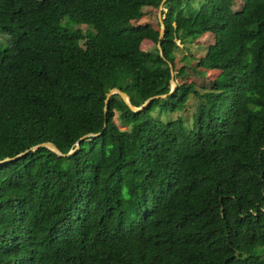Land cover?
I'll use <instances>...</instances> for the list:
<instances>
[{"label":"trees","instance_id":"obj_1","mask_svg":"<svg viewBox=\"0 0 264 264\" xmlns=\"http://www.w3.org/2000/svg\"><path fill=\"white\" fill-rule=\"evenodd\" d=\"M161 1L0 0V264H264V0Z\"/></svg>","mask_w":264,"mask_h":264},{"label":"rangeland","instance_id":"obj_2","mask_svg":"<svg viewBox=\"0 0 264 264\" xmlns=\"http://www.w3.org/2000/svg\"><path fill=\"white\" fill-rule=\"evenodd\" d=\"M241 4L242 3L239 2L238 4H236L234 6V8L235 9L240 8ZM132 10L136 13L139 12L138 19H133L132 22L137 23V22L148 21L156 27L161 25V19H163V14H162V10H160L159 7L140 5V6H133ZM236 11H239V10H236ZM64 23L69 25V26L72 25V22L68 21L66 19L64 20ZM77 26H80L81 28L85 27V25H81V24L77 25ZM73 27H76V26H73ZM6 39H7V36L3 33H0V41L2 42V41H5ZM199 40L202 42H208L209 41V39L206 35H204V36L202 35ZM150 43H151V41L145 39V40H142L141 46L142 47L151 46ZM188 48L192 49V50H190L191 52H193L196 49L194 46L191 48V44L181 43V42H179V40H177V45L175 46V49H174L177 64L180 65L184 62L183 56L189 54ZM198 50L199 49L197 47L196 54L198 53ZM193 65L196 66V63H194ZM263 67H264V59H263ZM197 68L202 69L201 67H197ZM185 70H186V75H185L184 79L187 82H193L195 85V88L200 92L204 91V89H208L209 87H211L212 80L218 74V71H219L217 69H210V70H208L206 76H202L201 74L197 75V73L193 72L190 69V67H186ZM176 82H179V81L177 80ZM197 101H198L197 95L193 92H190L188 97L186 98L185 109L175 111V112L173 111L170 113L161 112L159 115L163 119H167L169 117L170 118L175 117L177 115H183L184 120H186L187 124H190L191 123V120H190L191 112L194 110ZM115 121L118 124H120L122 127L126 126L125 124H121L120 119L117 117V114L115 115Z\"/></svg>","mask_w":264,"mask_h":264},{"label":"water","instance_id":"obj_3","mask_svg":"<svg viewBox=\"0 0 264 264\" xmlns=\"http://www.w3.org/2000/svg\"><path fill=\"white\" fill-rule=\"evenodd\" d=\"M163 2H164V0H162L161 3H160V5H159V9H160V10H163ZM163 33H164V23H163V19H161V25H160V29H159V35L161 36V35H163ZM171 74H172V76H173L174 72L171 71ZM176 87H177L176 80L172 77V78H171V81H170V90H169L167 93H160V94L151 95L150 97H148L147 99H145L144 102H142L140 105H135V104H133V103L131 102V100H130L129 95H128L125 91L121 90L119 87H112V88H110V90H109V91L107 92V94H106L105 102H107V100L109 99V97H110L112 94H114V93H118V94L122 97V99L126 102V104H127L131 109H133V110H139V109H141L144 105H146V104H147L152 98H155V97H161V96H166L167 94L173 92V91L176 89ZM107 107H108L107 104H105V106H104V110H105V111L107 110ZM98 133H100V131H99V132H89V133L83 134V135L80 136L79 139L76 141V146H75L74 148L70 149L69 151H67L66 153L62 152V151H61V150H60V149H59V148H58L53 142H51V141H44V142L37 143V144L33 145L31 148H35V147L38 146V145H45V146L49 147L50 149H52L53 151H55L57 154H60V155H66V154H69V153L73 152V151L78 147V142H79L80 139L84 138V137L87 136V135H96V134H98ZM26 151H27V149L24 150V151H22V152H20V153H17L16 155H14V156H12V157L8 156V157H5V158H2V159H0V162H1V161H4V160H9V159L14 158V157H17V156L23 154V153L26 152Z\"/></svg>","mask_w":264,"mask_h":264},{"label":"clouds","instance_id":"obj_4","mask_svg":"<svg viewBox=\"0 0 264 264\" xmlns=\"http://www.w3.org/2000/svg\"><path fill=\"white\" fill-rule=\"evenodd\" d=\"M177 83V82H176Z\"/></svg>","mask_w":264,"mask_h":264}]
</instances>
